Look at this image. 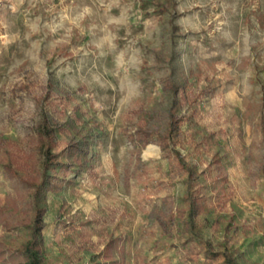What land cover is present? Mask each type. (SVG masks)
Returning a JSON list of instances; mask_svg holds the SVG:
<instances>
[{
    "label": "rangeland",
    "instance_id": "1",
    "mask_svg": "<svg viewBox=\"0 0 264 264\" xmlns=\"http://www.w3.org/2000/svg\"><path fill=\"white\" fill-rule=\"evenodd\" d=\"M176 87L204 93L177 149L255 226L237 264H264V0H0V264H26L39 209L44 264H184L155 223L185 186L140 197L168 173L152 137L187 116ZM207 217L201 234L222 243L210 228L228 215Z\"/></svg>",
    "mask_w": 264,
    "mask_h": 264
},
{
    "label": "trees",
    "instance_id": "2",
    "mask_svg": "<svg viewBox=\"0 0 264 264\" xmlns=\"http://www.w3.org/2000/svg\"><path fill=\"white\" fill-rule=\"evenodd\" d=\"M175 94H180L181 101L187 106V116L177 118L172 115L169 119V126L167 132L164 134H157L152 139L156 141L161 147L163 158L168 161V173L159 180L152 182L146 180L143 183L140 197L143 201H152L157 199L163 192H169L175 187L178 182L185 186V194L180 199L178 206L174 205L167 213L161 214L156 218V226L161 231L163 240L166 243L174 244L178 249L180 261L184 264H237L235 257L232 254V249L241 235L251 233L254 231V225L238 224L231 216L230 203L235 198V190L229 186V189L222 192L215 199H210L208 194L210 191V184H218L220 181L214 180L211 176L210 165L205 166L202 171L198 170L197 165L188 161L187 155H183L178 149V144L184 140V132L182 125L191 120H197L201 115L200 103L203 100V92L181 91L178 87L174 90ZM42 129L41 135L48 140L49 135L54 133V130ZM187 142L193 143V138L188 134L186 136ZM194 144L190 146L194 153L202 149H207L205 143ZM204 145V146H202ZM204 147V148H203ZM47 165L52 164L48 153L44 155ZM204 177L206 181L201 180ZM52 178L49 176L41 182L40 185L35 186L36 194L42 192L48 185L53 186ZM172 200L171 196H167V201ZM176 200H174V203ZM210 207L221 211L224 215H228L223 220L213 221L211 231L215 234L224 232V239L222 243L214 244L205 240L201 231L208 225L209 219L207 211ZM44 209L37 210V216L33 224L28 228L31 232V240L27 246L22 248V254L26 258V264H44L41 255V234L45 227L43 217ZM223 225V226H222ZM260 225V224H258ZM184 227V232L177 234V230ZM200 230L197 231V230ZM89 231L81 232V238L90 239ZM82 241V240H81ZM90 241V240H89ZM82 247L79 244L77 247L69 250L68 255L75 256L80 252ZM69 256V257H70ZM72 262H75L73 260Z\"/></svg>",
    "mask_w": 264,
    "mask_h": 264
}]
</instances>
